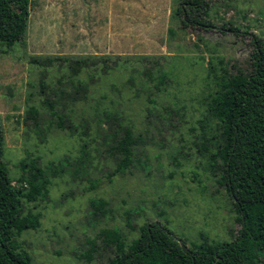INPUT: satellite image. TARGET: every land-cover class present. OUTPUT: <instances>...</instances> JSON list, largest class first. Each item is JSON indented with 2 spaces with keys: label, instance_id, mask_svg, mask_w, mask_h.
I'll list each match as a JSON object with an SVG mask.
<instances>
[{
  "label": "rangeland",
  "instance_id": "374dc122",
  "mask_svg": "<svg viewBox=\"0 0 264 264\" xmlns=\"http://www.w3.org/2000/svg\"><path fill=\"white\" fill-rule=\"evenodd\" d=\"M180 1L31 0L24 38L0 45L2 159L12 184L27 187L17 181L27 172L21 160L65 167L48 173L45 195L23 201V213H41L36 229L15 237L32 264H103L100 229L115 228L131 240L151 221L166 224L186 246L202 235L210 241L236 235L232 201L200 147L203 134L218 133L207 113L208 93L223 75L251 70L253 39L264 47V0H210L207 26H183ZM75 60L86 63L72 75ZM114 61L117 68L103 69ZM103 110L117 119L98 126ZM59 114L79 131L88 127L85 174L66 171L65 160L72 164L83 148L79 133L57 126ZM118 121L138 140L122 173L114 172L109 149ZM92 198L108 202L106 215L93 214Z\"/></svg>",
  "mask_w": 264,
  "mask_h": 264
},
{
  "label": "trees",
  "instance_id": "16d2710c",
  "mask_svg": "<svg viewBox=\"0 0 264 264\" xmlns=\"http://www.w3.org/2000/svg\"><path fill=\"white\" fill-rule=\"evenodd\" d=\"M30 2L0 0V45L8 48L24 38ZM209 2L181 0L176 13L180 14L182 25L207 26L204 17L208 15ZM227 30L236 31V28L227 27ZM253 43L251 70L245 74L223 75L217 83L219 88L208 93L207 113L216 121L218 133L207 138L203 134L206 143L200 147L208 154L211 171H217L218 182L232 201L239 223L236 235L229 241H210L202 235L201 242H192L184 251L179 241L185 244L186 240L175 237L162 222L142 224L138 235L131 240L115 228H102L98 231V239L102 252L107 255L103 264H258L260 257H264V47L257 38ZM47 61L50 62L49 59ZM85 63L84 60H75L70 66L71 74L81 72ZM117 64L119 61H114L103 69L117 68ZM159 71L158 83L162 84L166 73L162 69ZM79 89H85V86H79ZM48 104L52 108V104ZM28 112L32 116L37 114L34 107H30ZM112 119H117V115L103 110L98 126ZM66 120L69 123L65 125ZM57 126L68 129L72 134L79 133L82 141L83 150L74 162L71 164L65 160L71 166L66 171L74 176L87 173L89 154L84 150L88 145V132L85 130L88 127L79 131L62 114L57 115ZM109 135L112 139L109 149L116 162L114 172L122 173L132 165L138 140L133 136L132 128L121 121ZM3 144L4 132L0 121V264H32L31 256L19 248L15 237L24 229H36L40 225L41 213H23V201L34 202L45 195L50 181L48 173L62 174L65 167L59 163L58 166L42 168L33 160L29 163L21 160L19 166L22 172H27L17 181H24L27 187L15 186L2 159ZM89 205L94 215L103 217L109 211L108 202L102 198L90 199ZM97 247L92 240L91 250ZM86 257L91 258V254Z\"/></svg>",
  "mask_w": 264,
  "mask_h": 264
},
{
  "label": "water",
  "instance_id": "95a60500",
  "mask_svg": "<svg viewBox=\"0 0 264 264\" xmlns=\"http://www.w3.org/2000/svg\"><path fill=\"white\" fill-rule=\"evenodd\" d=\"M156 223L159 224V222H156ZM179 243H180L182 249H183L184 251H186V250H187L186 245H185L182 241H179Z\"/></svg>",
  "mask_w": 264,
  "mask_h": 264
}]
</instances>
